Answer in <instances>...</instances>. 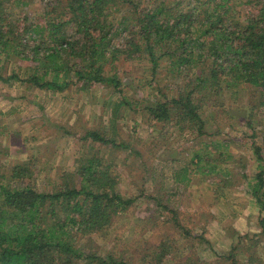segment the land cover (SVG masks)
<instances>
[{"label":"rangeland","instance_id":"374dc122","mask_svg":"<svg viewBox=\"0 0 264 264\" xmlns=\"http://www.w3.org/2000/svg\"><path fill=\"white\" fill-rule=\"evenodd\" d=\"M54 1L0 0L22 28L44 25ZM166 1L174 7L185 0ZM245 1L236 4L240 15L249 11ZM118 8L120 16L125 6ZM136 57L120 58L110 72L122 93L81 84L55 93L22 81L34 71L28 60L1 56L0 74L21 80H0V182L19 185L10 177L20 166L32 174L24 184L54 192L68 177L77 182L78 168L97 159L133 203L108 229L82 238L81 247L127 264H264V208L252 194L264 170L263 95L249 85L210 94L201 107L205 133L176 115L152 123L145 99L156 101L160 87L175 95L184 77L176 80L164 67L154 77ZM91 131L116 146L85 139Z\"/></svg>","mask_w":264,"mask_h":264},{"label":"trees","instance_id":"16d2710c","mask_svg":"<svg viewBox=\"0 0 264 264\" xmlns=\"http://www.w3.org/2000/svg\"><path fill=\"white\" fill-rule=\"evenodd\" d=\"M237 2L185 0L172 7L157 0L142 7L141 0H55L44 25L25 19L24 28L0 2V57L28 60L34 71L22 81L41 90L61 93L81 84L82 90L106 85L122 93L121 80L110 72L120 58L129 62L138 55L154 77L161 67L176 80L184 77L175 95L160 87L156 101L145 99L149 120L168 122L176 115L193 124L194 132L205 133L201 107L210 94L249 85L259 89L264 107V0L245 1L250 8L246 13L241 8V15ZM120 5L125 8L119 16ZM15 78L21 80L0 74L2 81ZM85 139L117 144L99 131ZM100 162L86 161L75 174L77 182L68 177L49 193L24 184L32 174L20 166L10 177L19 185L0 182V264H127L80 246L82 238L108 229L133 203L117 191L111 168ZM257 178L252 194L264 208V170Z\"/></svg>","mask_w":264,"mask_h":264}]
</instances>
